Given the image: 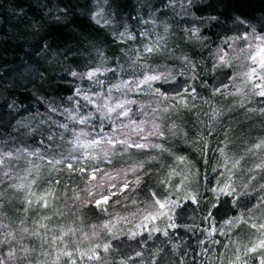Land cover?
<instances>
[{
	"label": "trees",
	"instance_id": "trees-1",
	"mask_svg": "<svg viewBox=\"0 0 264 264\" xmlns=\"http://www.w3.org/2000/svg\"><path fill=\"white\" fill-rule=\"evenodd\" d=\"M262 48L264 0H0V264H259L264 97L244 74Z\"/></svg>",
	"mask_w": 264,
	"mask_h": 264
},
{
	"label": "snow or ice",
	"instance_id": "snow-or-ice-1",
	"mask_svg": "<svg viewBox=\"0 0 264 264\" xmlns=\"http://www.w3.org/2000/svg\"><path fill=\"white\" fill-rule=\"evenodd\" d=\"M130 38L134 39V37H130ZM240 39H244V37H240ZM144 51L146 53H150L151 51H153V49L146 47L144 49ZM220 59H221V61L223 63H227V61L224 60L223 56H221ZM251 59L253 60L254 63L258 64L260 72H257V68L256 67H252L250 69V72L249 73H245L244 75L246 77L256 76L257 79L262 81V83H260V84H255L254 88L258 89V91L256 92L257 95H259L260 97H264V75H260L261 72H264V48L260 49L259 52H258V55L251 57ZM72 75H76V73H72ZM94 75H95V73H88V76L90 78L93 77ZM158 79H160L159 76H148V77H145V80L143 82H137V86H139L140 83H145V82H148V81H151V80H158ZM127 83L128 82H125L124 86H127ZM225 87H227V85ZM238 91L242 92V89H238ZM262 103H264V102H262ZM116 107L120 108V109H124V105L123 104L117 105ZM241 107H243V104H241ZM111 110L115 111L116 109L113 108ZM260 111H261V115H264V108L260 109ZM122 114L124 116H128L129 115V111L125 110V111L122 112ZM83 122L84 121H81V123H83ZM136 128H137V130H139V125H137ZM157 134L158 135H163V132H158ZM142 138L146 140V137H142ZM90 143L92 145H100L101 143L112 144L113 143V138L112 137H108L107 139H105V138L102 137L101 140L93 139L92 141H90ZM115 144H116V146L124 145L126 148L134 147L136 149H143V148L146 147L145 143H141L139 141H131L130 138H125L124 140H116ZM151 146L154 147V148H161V150H166V149H162L161 145H151ZM254 147L256 149H264V140H261L260 143L256 144ZM54 163H61V162L60 161H55ZM236 163L238 165L239 162L237 161ZM92 167H93V169L95 168V166H92ZM68 168L72 169L73 165L72 164H68ZM255 169H259L262 173H264V160H262L259 164L255 165ZM255 169H250L249 171H254ZM79 171L83 173V172L86 171V169L85 168H80ZM91 175L94 177L95 172L93 171L91 173ZM262 178H264V176H262ZM249 179L250 180H254L255 176H250ZM33 182H35V181H33ZM124 186L127 187V182L126 181H125V185ZM14 187L23 188L24 185L23 184L14 185ZM260 187L264 188V184H261ZM221 191L225 195L233 196V197L235 196V189L234 188H229L227 191H225V189H221ZM2 195H3V193L0 192V196H2ZM89 195L92 197V200L90 202L91 203H95V205H97L99 207V206H102L104 204H107L109 202L110 195H115V193H106L105 191H101V190L98 189L97 192H95V193L89 192ZM97 197H99V198H97ZM41 199H43V198H41ZM155 203L159 204L161 209H163L164 207L167 206L165 203H161L159 200L155 201ZM262 203H264V198H262ZM244 207L247 209L248 206L244 205ZM102 210L106 211V209H103V208H102ZM237 211H239V208H237ZM249 215H251L250 210H249ZM226 223L228 225H234L236 223L248 224V221L244 220L242 216H237L235 218V221L234 220H229ZM105 227H107V226H105ZM250 227L251 228H257V225L251 224ZM258 230L264 232V223L259 225V229ZM109 247H110V245L107 244V243H105V244H97L96 248L91 250L92 254L90 256H88L87 258L90 261L100 262L102 260V256H101L99 250L102 249L103 252L106 253V252L109 251ZM258 249L262 250L261 255L259 257V264H264V238L259 239L251 247L247 248L245 254H247V253H256ZM24 251H25V253L27 252V250H24ZM14 254L15 253H9V256L11 257ZM63 255L68 257V259L70 261V264H75V261L71 260V257L73 255V253L64 252ZM84 255H87V254H84ZM81 258H83V256H81ZM104 264H106V261L104 262Z\"/></svg>",
	"mask_w": 264,
	"mask_h": 264
},
{
	"label": "rangeland",
	"instance_id": "rangeland-1",
	"mask_svg": "<svg viewBox=\"0 0 264 264\" xmlns=\"http://www.w3.org/2000/svg\"><path fill=\"white\" fill-rule=\"evenodd\" d=\"M260 50V49H259ZM258 50V52H259ZM254 52H252L251 54V57L254 56L253 54ZM253 55V56H252ZM254 66L253 67H256L257 68V72H259L258 68V64L254 63L253 64ZM88 73H95V75L93 77H89L88 76ZM86 77L90 78V79H96V77L98 78L99 76V71L97 70H93V71H90L88 72ZM252 78V76H250ZM253 80H258L255 76V78L253 77L252 78ZM261 82H258V84H260ZM113 88H111L112 90ZM117 89V88H116ZM86 96H88L89 98H91L95 103L96 105L99 106V108H105V109H113V108H117V104L119 105V103H121L124 98H122L123 95H121V97L119 99H115L114 101L110 98V97H107L106 95H104L102 92H86ZM123 94V93H122ZM126 96V95H124ZM115 102L114 106H112V103ZM134 173H137V172H130V171H126V172H118V173H108V174H105L103 175L101 178H98V182L96 183H91L89 186H87L86 188V191L84 192V195H85V198L86 200L87 199H92V197L89 195V192H92V193H95L97 192V190H101V191H105L106 193H108V191L112 190V189H117L119 186L118 185H121L122 188L125 184H119V183H122L123 182V178L127 177V176H132L134 175ZM121 175V176H120ZM124 183V182H123ZM125 187V186H124ZM121 188V187H120ZM114 189V190H115ZM44 195H40L39 198L43 197ZM36 199V200H39ZM99 198V197H97ZM160 207V206H159Z\"/></svg>",
	"mask_w": 264,
	"mask_h": 264
}]
</instances>
